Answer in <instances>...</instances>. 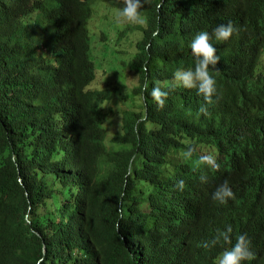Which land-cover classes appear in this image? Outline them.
<instances>
[{
  "label": "trees",
  "instance_id": "16d2710c",
  "mask_svg": "<svg viewBox=\"0 0 264 264\" xmlns=\"http://www.w3.org/2000/svg\"><path fill=\"white\" fill-rule=\"evenodd\" d=\"M96 4L0 0V264H215L230 245L202 242L226 225L250 240L245 264H264V0H144L145 25L125 36L143 33L134 105L110 149L114 96L91 88ZM227 22L207 111L195 89L155 103L153 86L193 66V36ZM225 179L234 197L218 205Z\"/></svg>",
  "mask_w": 264,
  "mask_h": 264
},
{
  "label": "clouds",
  "instance_id": "9594fccd",
  "mask_svg": "<svg viewBox=\"0 0 264 264\" xmlns=\"http://www.w3.org/2000/svg\"><path fill=\"white\" fill-rule=\"evenodd\" d=\"M144 0H122L116 7L115 19L119 23H130L135 25H145L146 19L142 15ZM156 7H159L157 4ZM234 31L231 22L217 24L212 29L211 33L206 30L198 31L190 42V50L194 60L193 66L189 68L178 67L172 73L171 82L168 89H162L159 86H153L149 95L155 103L162 106L165 103V98L169 94V90L175 87L184 89H195L196 93L202 96L204 105L199 109L201 112L207 111V106L214 103L217 94L216 78L212 74L218 72L216 67L220 56L217 54L215 45L212 40L222 42L226 41L230 34ZM141 36L143 33H140ZM153 37L158 35V29L151 33ZM148 89L147 82L144 84V90ZM144 99L143 92L141 100ZM191 155V150L184 153L185 157ZM205 162L207 167L216 169L218 167L215 158L212 155H203L200 157ZM178 186L182 187L184 182H177ZM234 197V193L229 186V181L225 179L223 182L216 185L211 192V200L218 205H225ZM123 215V209H118ZM231 226L226 225L223 230H218L217 235L213 236L210 241L202 242L204 248L216 244L218 240H223L225 247L216 257L215 264H245L246 261L252 258L254 253L250 249V240L246 233H240L235 237V242H232L230 233Z\"/></svg>",
  "mask_w": 264,
  "mask_h": 264
},
{
  "label": "rangeland",
  "instance_id": "374dc122",
  "mask_svg": "<svg viewBox=\"0 0 264 264\" xmlns=\"http://www.w3.org/2000/svg\"><path fill=\"white\" fill-rule=\"evenodd\" d=\"M100 1V0H97ZM103 5L96 4L94 14L89 23L91 38V59L96 68V80L93 90H110L114 100L106 106L107 115L104 126L107 130V147L110 141L123 130L129 111L134 101L132 89L138 86L136 74L128 62L132 58L133 47L131 40L141 37L138 29L125 38L130 23H119L115 19L116 7L122 0H102ZM107 4V5H106ZM125 31L122 36L121 33Z\"/></svg>",
  "mask_w": 264,
  "mask_h": 264
}]
</instances>
